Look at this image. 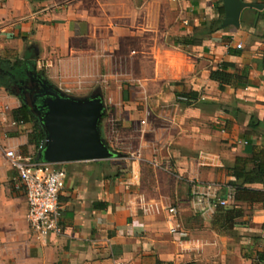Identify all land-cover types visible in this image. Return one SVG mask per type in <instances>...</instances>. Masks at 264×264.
Returning a JSON list of instances; mask_svg holds the SVG:
<instances>
[{
	"label": "crops",
	"instance_id": "1",
	"mask_svg": "<svg viewBox=\"0 0 264 264\" xmlns=\"http://www.w3.org/2000/svg\"><path fill=\"white\" fill-rule=\"evenodd\" d=\"M240 1L259 8L222 28V0H0V58L68 96L100 94L118 154L58 165L62 234L36 240L3 156L36 160L32 125L0 127V264H264V202L236 203L230 185L235 159L264 146V0ZM0 105L12 118L20 101L0 88ZM206 184L240 210L227 228L192 200Z\"/></svg>",
	"mask_w": 264,
	"mask_h": 264
},
{
	"label": "water",
	"instance_id": "2",
	"mask_svg": "<svg viewBox=\"0 0 264 264\" xmlns=\"http://www.w3.org/2000/svg\"><path fill=\"white\" fill-rule=\"evenodd\" d=\"M222 3L225 10L222 28L238 27L245 8H259L240 0H222ZM27 77L30 85L37 86V92L27 104L44 132L43 147L37 152L38 162L62 165L118 156L101 137L100 124L105 106L100 94L74 98L51 86L36 73H28Z\"/></svg>",
	"mask_w": 264,
	"mask_h": 264
},
{
	"label": "built area",
	"instance_id": "3",
	"mask_svg": "<svg viewBox=\"0 0 264 264\" xmlns=\"http://www.w3.org/2000/svg\"><path fill=\"white\" fill-rule=\"evenodd\" d=\"M237 48L240 49L241 46L237 45ZM23 126L24 124L11 118L7 105H0V127L19 128ZM42 147L43 144L40 149ZM3 156L15 172L14 182L17 189L23 191L25 195L26 221L31 236L36 240L60 236L62 234L60 225L62 207L59 199L65 188V171L58 165L32 162L9 148L3 149ZM220 191V187L213 184L194 185L191 197L201 211L214 213L218 208L225 207L233 197L232 194H228L225 198H221ZM262 191L264 194V187ZM166 211L170 219H176L178 211L175 207H170ZM178 229L177 224L170 229V233L175 234Z\"/></svg>",
	"mask_w": 264,
	"mask_h": 264
},
{
	"label": "trees",
	"instance_id": "4",
	"mask_svg": "<svg viewBox=\"0 0 264 264\" xmlns=\"http://www.w3.org/2000/svg\"><path fill=\"white\" fill-rule=\"evenodd\" d=\"M28 73H36L33 63L19 59L7 60L0 58V88L4 89L10 95L16 96L21 83L23 85L29 83ZM210 77L224 84L229 83L231 78L229 74L222 71L212 72ZM16 97L20 101V106L12 111V118L18 123L32 125L29 143L38 151L44 141V132L37 117L30 110L27 101L20 96ZM257 124L264 127V121ZM254 126L255 122L249 125L250 128ZM32 162L38 161L32 159ZM229 173L234 178V182L230 184L234 189V202L250 205L264 202L262 190L247 187L249 185H260L262 188L264 187V146L261 150L253 152L249 158L237 157L233 167L229 169ZM240 216V210L235 207H220L216 210L212 225H220L219 227L227 228ZM261 261L263 260L258 258V262Z\"/></svg>",
	"mask_w": 264,
	"mask_h": 264
},
{
	"label": "flooded vegetation",
	"instance_id": "5",
	"mask_svg": "<svg viewBox=\"0 0 264 264\" xmlns=\"http://www.w3.org/2000/svg\"><path fill=\"white\" fill-rule=\"evenodd\" d=\"M37 92V86L35 84L30 85L29 83L18 87V95L25 99V101H30V98ZM28 101V102H29Z\"/></svg>",
	"mask_w": 264,
	"mask_h": 264
}]
</instances>
